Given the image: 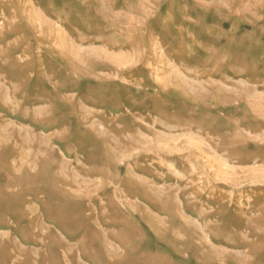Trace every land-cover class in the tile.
Segmentation results:
<instances>
[{
    "label": "rangeland",
    "instance_id": "rangeland-1",
    "mask_svg": "<svg viewBox=\"0 0 264 264\" xmlns=\"http://www.w3.org/2000/svg\"><path fill=\"white\" fill-rule=\"evenodd\" d=\"M0 264H264V0H0Z\"/></svg>",
    "mask_w": 264,
    "mask_h": 264
},
{
    "label": "bare ground",
    "instance_id": "bare-ground-1",
    "mask_svg": "<svg viewBox=\"0 0 264 264\" xmlns=\"http://www.w3.org/2000/svg\"><path fill=\"white\" fill-rule=\"evenodd\" d=\"M103 243V242H102ZM106 252V251H105Z\"/></svg>",
    "mask_w": 264,
    "mask_h": 264
}]
</instances>
